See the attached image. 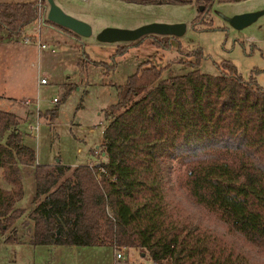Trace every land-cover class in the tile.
I'll return each instance as SVG.
<instances>
[{
    "label": "trees",
    "instance_id": "trees-1",
    "mask_svg": "<svg viewBox=\"0 0 264 264\" xmlns=\"http://www.w3.org/2000/svg\"><path fill=\"white\" fill-rule=\"evenodd\" d=\"M47 7L46 0L0 2V32L20 36L40 18L43 25L80 37L47 20ZM198 8L190 21L195 30L212 22L211 0ZM145 38L158 49L176 46L184 52L178 37L147 35L117 45L112 64L86 56L113 68L115 56ZM184 53L180 61L191 69L183 74L161 77L162 67L145 60L127 77L118 100L104 109L98 145L104 159L98 163L36 162L17 115L0 109V168L9 184L0 186L4 241L19 239L14 224L24 210L16 202L23 195L21 171L30 168L34 245L135 247L158 264H264L245 246L264 250V87L230 60L216 62L219 72L212 74L198 68L200 48ZM179 157L187 172L176 186L173 162Z\"/></svg>",
    "mask_w": 264,
    "mask_h": 264
},
{
    "label": "rangeland",
    "instance_id": "rangeland-1",
    "mask_svg": "<svg viewBox=\"0 0 264 264\" xmlns=\"http://www.w3.org/2000/svg\"><path fill=\"white\" fill-rule=\"evenodd\" d=\"M10 1L33 0H0ZM54 1L64 12L90 24L93 34L74 38L43 25L40 18L20 36L0 32V109L17 115L24 142L35 149L36 162L76 165L103 160L98 145L103 141L106 124L104 109L118 100L120 86L145 60L162 67L161 77L183 74L191 69L180 61L187 58L184 52L200 48L204 55L198 65L201 72L217 74L219 69L215 63L230 60L244 77L255 76L257 83L264 87V0H211L208 15L211 24H201L196 30L189 27L178 37L184 52L176 46L158 49L151 45L150 38H145L140 45L129 47L124 55L115 56L113 68L95 64L89 57L112 64L111 55L117 45L127 43L99 42L95 38L99 30L108 26L136 28L152 22L190 24L198 13V5L207 0L183 4ZM257 11L263 14L242 30L233 28L228 21L234 15ZM23 37H32V41L25 43ZM40 43L45 47H39ZM42 77L46 82H40ZM68 88L71 90L64 96ZM26 99L34 103L27 105ZM53 108L56 113L51 115ZM30 124H37V130L29 132ZM225 157L231 155L225 154ZM186 166L182 158L174 159L172 178L176 186L185 181ZM21 178L23 195L16 206L24 212L14 224L19 239L6 242L4 235L0 236V264H152L149 256L135 247L119 249L122 258L116 260L118 250L110 245L32 244L33 221L28 213L34 206L35 180L30 168H23ZM8 185L0 168V186ZM245 246L254 257L264 258V250Z\"/></svg>",
    "mask_w": 264,
    "mask_h": 264
},
{
    "label": "water",
    "instance_id": "water-1",
    "mask_svg": "<svg viewBox=\"0 0 264 264\" xmlns=\"http://www.w3.org/2000/svg\"><path fill=\"white\" fill-rule=\"evenodd\" d=\"M46 2L48 4L47 20L69 29L81 37H89L93 34L90 24L64 12L54 0H46ZM262 14V11L238 14L230 17L228 21L233 28L242 30L255 22ZM189 27L190 24L187 22L172 24L152 22L136 28L108 26L99 30L95 38L102 43H129L147 35L181 37Z\"/></svg>",
    "mask_w": 264,
    "mask_h": 264
},
{
    "label": "built area",
    "instance_id": "built-area-1",
    "mask_svg": "<svg viewBox=\"0 0 264 264\" xmlns=\"http://www.w3.org/2000/svg\"><path fill=\"white\" fill-rule=\"evenodd\" d=\"M38 30H39V29H38ZM38 30H37V31H38ZM30 41H32V37H23V42L28 43V42H30ZM39 47L44 48V47H45V44L40 43V44H39ZM40 82H46V79L42 77V78L40 79ZM24 103L27 104V105H31V104L34 103V102H33L31 99H26V100L24 101ZM37 123H38V122H37ZM37 128H38V125H37V124H36V125H32V124L28 125V130H29V132H34V131L37 130ZM98 152H99L100 154H102V153L100 152V149H99ZM101 160H102V158H101L100 160H94V161H90V162H91V163H98V162H100ZM116 251H117V250H116ZM115 258H116V260L122 258V253L119 251V249H118V251L115 253ZM152 264H158V263L152 261Z\"/></svg>",
    "mask_w": 264,
    "mask_h": 264
},
{
    "label": "crops",
    "instance_id": "crops-1",
    "mask_svg": "<svg viewBox=\"0 0 264 264\" xmlns=\"http://www.w3.org/2000/svg\"><path fill=\"white\" fill-rule=\"evenodd\" d=\"M78 150H79V148H78ZM39 163V162H38ZM71 165V164H70ZM52 245H56V244H52ZM58 245V244H57Z\"/></svg>",
    "mask_w": 264,
    "mask_h": 264
}]
</instances>
